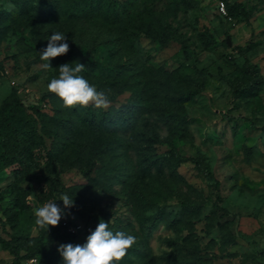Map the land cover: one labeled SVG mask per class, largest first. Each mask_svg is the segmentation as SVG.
Segmentation results:
<instances>
[{
    "label": "rangeland",
    "instance_id": "obj_1",
    "mask_svg": "<svg viewBox=\"0 0 264 264\" xmlns=\"http://www.w3.org/2000/svg\"><path fill=\"white\" fill-rule=\"evenodd\" d=\"M23 1L26 13L14 0H0V117L2 103L13 91L24 102L22 114L37 116L41 111L62 116V105L52 100L47 85L58 78V67L65 63L85 65L80 75L111 101L104 110L131 102V92H122L125 78L120 81L116 77L119 65L133 71L139 66L158 70L148 77H135L143 82L167 77L172 86L160 94L161 103L174 104L166 97L174 95L178 84L194 83L199 76L195 67L202 72L203 91L184 103L189 118L186 138L164 142L169 136L167 126L157 115L151 118L162 136L156 152L174 148L184 157L174 174L167 167L162 171L153 167V180L147 177L136 184L132 178L125 186L100 178L94 183L86 177L83 163L74 162V147L70 148L71 155H66L61 151L65 146L58 144L56 150L61 156L50 162L47 151L56 144L49 138H45V148L34 147L37 165L32 172L23 173L17 164L3 166L0 162V237L17 238L25 256L17 264H30L26 259L35 250L32 264H63L59 246L85 243L100 220L108 223L113 233L123 231L136 237L119 264H168L165 257L173 251L172 240L194 250L203 264H264V0H192V7L186 0H112L118 8L125 4L137 15H152L148 22L153 27L157 22L171 24L187 39L191 58L185 57L179 42L173 40L163 46L144 34L136 38L134 52L121 51L112 35L88 24L91 35L109 43L94 50L91 44L73 48L68 41L71 58L62 55L51 59L52 68L47 71L40 53L52 34L39 33L52 28V23L34 20L35 28L31 27L34 11L29 3L38 6L39 0ZM228 3H240L247 15H230ZM58 23L55 20L56 33L60 32ZM64 27L66 32L71 29L70 24ZM246 66H256L258 71L249 73ZM245 89H250L248 94L235 93ZM37 129L43 134L40 124ZM76 133L63 131L59 140L69 146ZM120 135L126 138L128 133ZM119 148L120 160L136 172L134 151L126 146ZM103 157L95 159L97 166L114 159L112 152ZM196 159L213 176L201 171ZM99 171L92 170L89 176L98 178ZM140 187L148 192L142 193ZM64 194L74 201L70 209L60 200ZM49 202H56L65 215L47 232L35 225L34 212ZM187 204L198 209L188 211ZM161 212L177 214L179 223L169 226V215L158 222ZM155 221L158 225L149 232ZM69 226L77 229V238L72 237ZM45 247L50 252H38ZM13 263L14 256L0 242V264Z\"/></svg>",
    "mask_w": 264,
    "mask_h": 264
},
{
    "label": "trees",
    "instance_id": "obj_2",
    "mask_svg": "<svg viewBox=\"0 0 264 264\" xmlns=\"http://www.w3.org/2000/svg\"><path fill=\"white\" fill-rule=\"evenodd\" d=\"M14 1L22 12H28L26 3L23 0ZM26 1L29 3L28 0ZM186 3L190 7L194 6L192 0H186ZM29 5L34 11L29 24L31 27L35 28L34 20L52 23V28L40 32V36L53 34L56 26L55 20H57L59 23L56 29H60L59 33L66 35V42L70 41L73 48L91 44V48L95 50L99 46L109 43V41H104L98 36L91 35L89 24L100 26L101 31L104 30L112 35L113 41L118 43V49L121 51L128 49L134 52L136 38L144 34L163 46L175 40L181 44L186 58L189 59L192 55V50L185 36L173 29L171 24L157 22L153 27L151 26L152 23L148 22L152 20L149 18L152 15H147V17L137 15L130 8L127 10L128 6L125 4L118 8L112 0H39L38 6L35 5V2H30ZM227 7L230 15H247L240 3H228ZM65 24L71 25V29L67 32L63 29ZM36 42H38L37 38ZM71 54L69 49L64 56L71 58ZM98 66H101L100 63ZM119 66L120 70L116 77L120 81L125 78L127 83L122 92H131V102L121 107L113 106L110 110L96 108L93 105L65 108L63 101L51 93L52 100L62 105V110H60L62 116L56 114L48 116L41 111L38 112L37 116L22 114L24 102L13 91L1 106L0 162H3V166L17 164L20 166L21 172H32L37 165L34 160V147L39 145L41 148H45V138H49L53 139L56 145L54 149L47 151V159L54 162L60 158V152L56 150L57 147L59 148L58 144L65 146L64 148L61 147V151L66 155H71L70 148L74 147V162L83 163V166H85L83 171L86 177L94 183L98 182L100 178L114 180L125 186L129 184L132 178L136 184L141 180L146 181L147 177L153 180L155 176L151 173L153 167H156L158 171H162L164 167H167L174 174L173 171L184 161V157L174 148L164 153L156 152V144L162 141V136L158 131V126H154V123L151 122V118L157 115V119L167 126L169 136L168 140L163 139L164 142L171 143L175 138H186L189 134L187 128L189 118L184 111V103L203 91L202 72L195 67V70L199 73L197 79L193 84H178L174 90V95L166 97L174 103L169 104L168 101L161 103L158 100L160 94L164 91L167 92L172 86L167 77H161L159 80L151 77L150 82L135 79L137 76L148 77L149 73L158 72V70L152 67L139 66L136 71H133L123 65ZM246 67V71L249 73L255 74L258 71L256 66ZM170 76L172 77V75ZM128 85L133 86V89H128ZM250 89L235 91V93L248 94ZM143 113H146L147 116L142 117ZM246 121L254 126L251 120L246 119ZM39 124L43 128V134H39L40 132L37 129ZM63 131L77 132L70 142L73 146H70V144L68 146V143L59 140V135ZM120 133L124 135L128 133V136L125 138ZM120 146H126L134 151L138 168L136 172L129 163L120 160L122 155ZM107 152H112L114 159H110L102 166H97L95 159L97 160L99 157L103 159V155ZM86 155H89L90 158L85 159ZM195 162L201 171L213 176L209 169L200 165L199 159H196ZM97 168H100L98 178L90 177L91 171ZM147 183L151 184V182ZM140 190L142 193L148 192L146 188L140 187ZM214 206L224 210V212L227 211L217 203ZM186 207L188 211L198 209V206L193 204H187ZM168 215L170 218L169 226L179 223L177 214L171 212L159 213L157 221L159 222ZM157 221L148 227L149 232L153 231L158 225ZM141 226L143 227V225ZM71 235L74 239L77 238L74 233H71ZM51 240L50 237L49 242ZM0 242L3 248L14 256L13 264L25 259V256L21 255L22 246L18 243L16 237L10 240L0 237ZM170 244L173 251L165 257L168 264H203V259L185 244H181L176 240L170 241ZM36 252L37 250L32 251L31 256L27 257L26 260L37 256ZM38 252H50V248L45 247L44 250H38Z\"/></svg>",
    "mask_w": 264,
    "mask_h": 264
},
{
    "label": "clouds",
    "instance_id": "obj_3",
    "mask_svg": "<svg viewBox=\"0 0 264 264\" xmlns=\"http://www.w3.org/2000/svg\"><path fill=\"white\" fill-rule=\"evenodd\" d=\"M66 35L53 33L48 39V44L40 53L43 61V69L47 71L51 67V59L65 55L69 51ZM85 65L76 63L74 67L65 63L58 67L59 76L53 78L47 85V90L55 94L63 101L65 108L76 106L87 107L90 104L96 108L107 109L111 101L107 94L90 84L80 73ZM60 200L66 209L74 206V201L67 194ZM65 215L56 202L45 203L34 212L35 225L39 229L49 231L51 227H57ZM136 243V237L123 231L113 233L109 230L108 223L100 220L97 227L87 236L83 244H61L58 248L63 264H119L127 255L129 249Z\"/></svg>",
    "mask_w": 264,
    "mask_h": 264
},
{
    "label": "built area",
    "instance_id": "obj_4",
    "mask_svg": "<svg viewBox=\"0 0 264 264\" xmlns=\"http://www.w3.org/2000/svg\"><path fill=\"white\" fill-rule=\"evenodd\" d=\"M222 10L225 12V8H224V5L222 4ZM64 225L66 226L67 225V223H64ZM70 232H73V233H76V232H78L77 231V229L74 227V226H69V229H68ZM36 261V258H31L30 260H29V263L30 264H32L33 262H35Z\"/></svg>",
    "mask_w": 264,
    "mask_h": 264
},
{
    "label": "water",
    "instance_id": "obj_5",
    "mask_svg": "<svg viewBox=\"0 0 264 264\" xmlns=\"http://www.w3.org/2000/svg\"><path fill=\"white\" fill-rule=\"evenodd\" d=\"M228 43H229V45H231V42H230V40H228Z\"/></svg>",
    "mask_w": 264,
    "mask_h": 264
}]
</instances>
